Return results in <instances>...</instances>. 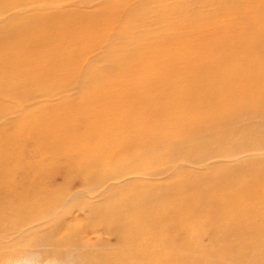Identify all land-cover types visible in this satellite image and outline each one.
<instances>
[{
	"label": "bare ground",
	"instance_id": "obj_1",
	"mask_svg": "<svg viewBox=\"0 0 264 264\" xmlns=\"http://www.w3.org/2000/svg\"><path fill=\"white\" fill-rule=\"evenodd\" d=\"M30 1L62 0H0V118L18 114L0 129V257L264 264V0L12 16ZM34 96L45 103L23 106ZM252 114L256 127L240 125ZM157 159L174 173L133 181L162 174L148 170ZM69 180L80 189L53 193ZM74 209L99 224H76Z\"/></svg>",
	"mask_w": 264,
	"mask_h": 264
},
{
	"label": "rangeland",
	"instance_id": "obj_2",
	"mask_svg": "<svg viewBox=\"0 0 264 264\" xmlns=\"http://www.w3.org/2000/svg\"><path fill=\"white\" fill-rule=\"evenodd\" d=\"M135 0H131L129 5L134 4ZM104 5V0H62L59 4L57 5H53L52 7H44L43 3L41 2H23L21 4L18 5L17 9L14 10V12L12 13L10 11V7L11 6H6V4L4 5L5 7V13L3 14V21L5 23V27L8 26L9 24L14 23L12 21V17L11 13L14 15H19V17L21 19H23L24 17L28 16V15H34L37 14L38 12L42 11V12H47V17H49L50 19L57 14L58 12L61 11H70V10H78L84 13H92L94 11H96L97 9L100 8V6ZM18 17V18H19ZM102 53V48L101 51L100 50H95L92 55H101ZM97 65L95 68H93V71H100L101 68H103L102 66ZM99 68V69H98ZM73 93V98H77L78 94L75 92H71ZM53 102H57L56 100H53ZM21 103L23 104V106L26 107H32V108H37L41 105H43L45 102L43 101V98L41 100V97H32L27 101H21ZM253 117L252 118H246V121H241L240 125L243 126H250V127H256L257 122L259 121L257 119V115L256 114H252ZM16 118H18V114L17 113H4L3 116L0 118V129H3L4 132H9V128H8V124L12 121H14ZM27 139V138H26ZM31 146V145H29ZM214 152V151H213ZM210 152L209 156H210V160L208 162L212 163H216L217 165H224L226 164L228 161H230V159H224L222 157H218L217 155H215V153ZM258 154L262 155L261 157H264V152H259ZM248 155H257V151L253 152V153H246V154H242L240 156H238L235 159L238 158H242L244 156H248ZM27 160H31L30 159H25L23 160L22 163H25V161ZM65 160L61 159L59 160V164H64ZM167 162L165 161L164 163L160 161V159L154 160L152 162H150L147 166L149 167V171L152 172H162V174L160 175H155V176H145V175H140V176H135V179H133V181H138L139 182H145V180H156L158 181L161 178H165L168 176H171L174 172H170L169 168L171 166H174L172 163L170 164H166ZM256 164V163H255ZM61 165V167H62ZM24 175L26 177H30V170L26 171L24 173ZM73 176H71L72 178ZM57 178L59 179V177L57 176ZM13 180H17V178L15 176H13L10 181ZM132 181V182H133ZM69 185L67 186V188H60V187H56L54 190V187H51L47 184H44L43 186H46L48 191H52L53 193H57V194H63V191H70V192H75L77 190H79V186L78 184L74 181V180H69ZM63 192V193H62ZM73 214H72V219L74 220V222L76 224H82L84 225V227H90L88 229H91L93 225H98L99 221L98 219L91 220L89 219L90 216L89 214L91 213L90 211H87L85 209L83 210H78V209H74L72 210ZM87 217V218H86ZM75 218V219H74ZM97 221V222H96ZM91 222V223H90ZM88 224V225H87ZM90 225V226H89ZM92 230V229H91ZM96 237L95 234H91L89 236V239L92 241H94V238ZM105 238V236H103ZM104 242H108L109 244H113L115 243L114 239L111 238H106L104 240ZM19 247H16V249H18ZM84 252V250H83ZM61 257V258H60ZM59 258H52L50 260H39L38 257H34V256H28L27 255H22L21 257H19L17 259V257H10L7 255H4L2 257H0V264H74V260L77 259L76 256H70V255H66V256H60ZM65 258V260H64ZM16 259V260H14ZM14 260V261H13ZM3 261V262H2ZM23 261V262H22ZM217 261H219L221 264H223L224 262H226L223 258H218ZM68 262V263H66ZM70 262V263H69ZM257 263V260L255 261ZM234 264H240L239 262H235ZM250 264V263H248Z\"/></svg>",
	"mask_w": 264,
	"mask_h": 264
}]
</instances>
